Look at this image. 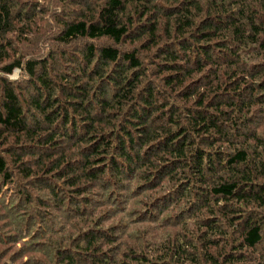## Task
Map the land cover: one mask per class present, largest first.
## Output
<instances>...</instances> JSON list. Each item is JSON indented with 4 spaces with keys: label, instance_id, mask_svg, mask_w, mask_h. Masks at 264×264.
Segmentation results:
<instances>
[{
    "label": "trees",
    "instance_id": "1",
    "mask_svg": "<svg viewBox=\"0 0 264 264\" xmlns=\"http://www.w3.org/2000/svg\"><path fill=\"white\" fill-rule=\"evenodd\" d=\"M5 256L264 264V0H0Z\"/></svg>",
    "mask_w": 264,
    "mask_h": 264
},
{
    "label": "rangeland",
    "instance_id": "2",
    "mask_svg": "<svg viewBox=\"0 0 264 264\" xmlns=\"http://www.w3.org/2000/svg\"><path fill=\"white\" fill-rule=\"evenodd\" d=\"M40 2H41V0H39ZM53 31H54V27H52V28H50V32L51 33H53ZM37 33H38V31H36V30H34V34L35 35H37ZM30 39H33V35H31V36H29L28 37V40H30ZM7 78L8 79H10V80H16V79H18V78H20V75H19V72H18V70H15L14 71V73L12 74V75H10V76H7ZM9 200V199H8ZM9 201H7L6 203H8ZM28 250L27 251H30L31 250V247H28L27 248ZM26 250V249H25ZM14 251H18V247H14V248H12L11 249V251L9 252V253H12V252H14ZM39 252H41L45 257H46V259L48 260L49 259V255H48V253L45 251V250H40ZM28 254H30V252H23V255H28ZM7 259V256H5L2 260H0V261H5ZM23 261H25V260H23ZM23 261H21L20 259H16L14 262H13V264H18L19 262L21 263V262H23ZM49 261V260H48ZM9 262L10 261H6V264H9Z\"/></svg>",
    "mask_w": 264,
    "mask_h": 264
}]
</instances>
